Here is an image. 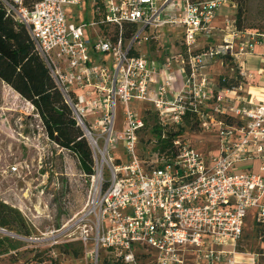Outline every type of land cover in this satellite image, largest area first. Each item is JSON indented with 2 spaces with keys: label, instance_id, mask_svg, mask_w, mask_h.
<instances>
[{
  "label": "built area",
  "instance_id": "2783aa9c",
  "mask_svg": "<svg viewBox=\"0 0 264 264\" xmlns=\"http://www.w3.org/2000/svg\"><path fill=\"white\" fill-rule=\"evenodd\" d=\"M0 1L28 29L74 118L90 131L91 203L70 226L38 239L50 242L51 264H66L58 247L70 242L82 248L73 256L79 264H262L264 97L243 93L254 77L246 58L257 44L264 55V30L238 29L227 18L221 42L199 46L217 29V11L237 9L236 1L91 0L92 22L68 17L67 6L84 0ZM169 26L181 28L183 37L177 54L161 62L147 49L162 52L160 28ZM226 59L239 69L238 86L214 85L205 71ZM175 63L184 74L176 91ZM134 100L153 104L159 135L146 130ZM119 104L121 129L115 127ZM91 116L94 131L101 127L97 134L85 122ZM186 117L216 138L217 154L197 149L181 133L168 139ZM249 213L254 232L262 228L253 250L243 244Z\"/></svg>",
  "mask_w": 264,
  "mask_h": 264
},
{
  "label": "rangeland",
  "instance_id": "374dc122",
  "mask_svg": "<svg viewBox=\"0 0 264 264\" xmlns=\"http://www.w3.org/2000/svg\"><path fill=\"white\" fill-rule=\"evenodd\" d=\"M239 7L243 9L244 26H254L260 31L264 29V0H239ZM67 12L74 22L94 20L91 0H84L81 6H67ZM160 35L164 59L175 56L179 49L176 41L182 39L183 30L172 26L163 27L160 28ZM224 67L225 73L239 74L234 63H226ZM131 106L136 111L154 107L152 103L140 100H134ZM152 115L147 117L149 125L156 120ZM92 119L93 116L85 122L97 134L101 127L97 125L94 131L92 126H95V120ZM123 123L124 107L119 104L115 127L121 129ZM180 129L183 137L197 149L205 153H218L216 138L199 130L194 123L185 122ZM116 155L124 158L120 152ZM13 167H17V171ZM93 191L91 178L82 172L77 157L46 135L34 106L0 79V201L17 210L24 221L22 229L18 225L0 227V240L8 236L14 242H19L15 252L9 250L8 243H0L1 263L51 264L50 242L38 239L48 238L51 231L64 225L70 226L84 214L91 203ZM254 223L253 214L249 213L243 244L251 250L259 246ZM13 234L21 238L13 239ZM69 244L71 250L78 248L76 242ZM58 251L66 264H79L80 257L75 259L71 252H65L60 246Z\"/></svg>",
  "mask_w": 264,
  "mask_h": 264
},
{
  "label": "trees",
  "instance_id": "16d2710c",
  "mask_svg": "<svg viewBox=\"0 0 264 264\" xmlns=\"http://www.w3.org/2000/svg\"><path fill=\"white\" fill-rule=\"evenodd\" d=\"M33 1L34 0H27V3L31 5ZM234 1L237 3L235 14L237 28L261 32L260 29L254 26H244L242 24L244 19L243 9L242 7L238 8L239 0ZM226 63L229 64L232 62L226 59ZM0 79L10 85L17 93L34 106L46 135L59 146L68 149L77 157L81 170L85 175H93L95 173L93 151L83 129L74 118L71 108L65 102L45 62L35 50V45L28 29L7 16L1 1ZM242 82L243 80L240 81L239 74L224 73L218 79L217 84L220 87H232L238 86ZM140 112L142 113L143 119L146 121V130H149L151 135H159L161 130L158 126L159 117L155 109L150 108L146 111L142 109ZM151 114L156 117V120L152 125H149L147 117L151 116ZM185 120L191 123L195 119L186 117ZM182 126L183 125L177 128H171L168 139L172 141L176 135L180 134V128ZM15 225L20 226L21 229L23 228L24 221L21 214L14 208L0 201V227L4 228ZM260 231H262V228L259 226L256 227V235ZM26 235H28V233H26ZM0 243H8L10 246L9 250L16 251L15 248L19 242L18 240L14 242L12 238L5 236L1 238ZM62 248H64L67 253L71 252L73 256H77L82 252L80 246L71 250V244H66Z\"/></svg>",
  "mask_w": 264,
  "mask_h": 264
},
{
  "label": "crops",
  "instance_id": "0c3cea01",
  "mask_svg": "<svg viewBox=\"0 0 264 264\" xmlns=\"http://www.w3.org/2000/svg\"><path fill=\"white\" fill-rule=\"evenodd\" d=\"M236 10L237 9L234 7L222 6L217 11V15L214 21V26L217 27V29L214 31L211 37L202 38L199 46H204L210 42L212 43L221 42L224 33L223 28L225 25V20L227 18H233V16H235ZM176 44L179 47V49L177 50L178 52L180 50L179 40L176 41ZM147 53L150 56L159 59L161 62L165 61L164 54L162 52L156 51L154 48L147 49ZM245 66L250 73L254 74V77L251 79L250 85L246 86V89L243 94L248 97L249 96L248 94L250 93L251 96L257 95L258 97L263 98L264 97V55L261 44H257L254 52L247 56ZM224 69L225 67L223 66L220 60H214L213 62H211V64L205 71L209 74L210 81L214 85H216L218 83V79L220 78V76L225 73ZM171 76L174 78V90L176 91L184 83L183 71L180 69V66L177 63L174 64L173 69L171 70ZM252 164L254 168L258 170L260 166V161L256 160L252 162Z\"/></svg>",
  "mask_w": 264,
  "mask_h": 264
},
{
  "label": "water",
  "instance_id": "95a60500",
  "mask_svg": "<svg viewBox=\"0 0 264 264\" xmlns=\"http://www.w3.org/2000/svg\"><path fill=\"white\" fill-rule=\"evenodd\" d=\"M79 126H81V128L83 129L84 133H85V136H89L90 137V131L88 130L87 126L82 123V125L78 124ZM9 234H12V233H9Z\"/></svg>",
  "mask_w": 264,
  "mask_h": 264
},
{
  "label": "bare ground",
  "instance_id": "6f19581e",
  "mask_svg": "<svg viewBox=\"0 0 264 264\" xmlns=\"http://www.w3.org/2000/svg\"><path fill=\"white\" fill-rule=\"evenodd\" d=\"M95 180H97V178Z\"/></svg>",
  "mask_w": 264,
  "mask_h": 264
}]
</instances>
